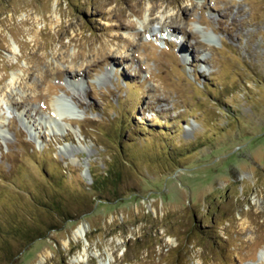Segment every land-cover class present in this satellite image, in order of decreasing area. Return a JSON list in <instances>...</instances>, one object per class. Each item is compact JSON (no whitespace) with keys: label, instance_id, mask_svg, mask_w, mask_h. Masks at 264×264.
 <instances>
[{"label":"rangeland","instance_id":"obj_1","mask_svg":"<svg viewBox=\"0 0 264 264\" xmlns=\"http://www.w3.org/2000/svg\"><path fill=\"white\" fill-rule=\"evenodd\" d=\"M111 162L13 264H264V0H0L3 232Z\"/></svg>","mask_w":264,"mask_h":264},{"label":"trees","instance_id":"obj_2","mask_svg":"<svg viewBox=\"0 0 264 264\" xmlns=\"http://www.w3.org/2000/svg\"><path fill=\"white\" fill-rule=\"evenodd\" d=\"M123 120L126 127L128 123L139 125L138 122L134 123L136 120L134 121L131 116L128 118L124 116ZM152 125L154 128L159 127V124L155 122ZM111 165L114 166V163H110V168L106 174H97L90 169L93 184L89 188L83 186L84 189L81 193H73L70 197L49 194L41 200L42 203L36 201L45 218L39 220L33 217L30 221L25 219L19 227L11 224V226H7L9 233L7 236L3 232L5 229L0 227V264L15 263L22 252L21 250H25L33 241L46 236L50 231L56 230L60 224L63 225L71 220L87 216L92 212L97 200L112 199L114 196L118 198L123 173L121 169Z\"/></svg>","mask_w":264,"mask_h":264},{"label":"bare ground","instance_id":"obj_3","mask_svg":"<svg viewBox=\"0 0 264 264\" xmlns=\"http://www.w3.org/2000/svg\"><path fill=\"white\" fill-rule=\"evenodd\" d=\"M55 10V12H56V9H54ZM57 17V16H56ZM59 20V19H58ZM241 219V218H240ZM246 222V221H245ZM248 223V222H247ZM243 225H244V223H243ZM75 236L76 237H83V236H85V234H86V229H85V227L83 226V225H80L77 229H76V231H75Z\"/></svg>","mask_w":264,"mask_h":264}]
</instances>
